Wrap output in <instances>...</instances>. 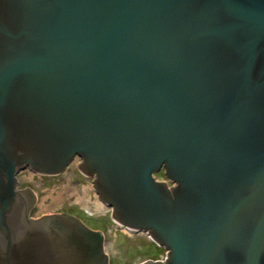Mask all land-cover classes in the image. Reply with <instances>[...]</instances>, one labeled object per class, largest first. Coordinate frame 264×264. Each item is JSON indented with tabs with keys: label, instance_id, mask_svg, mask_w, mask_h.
Listing matches in <instances>:
<instances>
[{
	"label": "water",
	"instance_id": "obj_1",
	"mask_svg": "<svg viewBox=\"0 0 264 264\" xmlns=\"http://www.w3.org/2000/svg\"><path fill=\"white\" fill-rule=\"evenodd\" d=\"M76 158L142 264H264V0H0V264H110L17 188Z\"/></svg>",
	"mask_w": 264,
	"mask_h": 264
},
{
	"label": "rangeland",
	"instance_id": "obj_2",
	"mask_svg": "<svg viewBox=\"0 0 264 264\" xmlns=\"http://www.w3.org/2000/svg\"><path fill=\"white\" fill-rule=\"evenodd\" d=\"M79 164L80 160L75 159L58 176H41L29 170L17 176L18 190L29 188L36 197L30 217L40 219L62 213L86 220L89 230L102 234L104 253L110 264H142L164 255L166 250L157 247L147 234L122 229L113 222L111 210L93 190V179L81 174ZM154 178L158 182L167 181L163 173ZM167 185L172 187L171 183Z\"/></svg>",
	"mask_w": 264,
	"mask_h": 264
},
{
	"label": "built area",
	"instance_id": "obj_3",
	"mask_svg": "<svg viewBox=\"0 0 264 264\" xmlns=\"http://www.w3.org/2000/svg\"><path fill=\"white\" fill-rule=\"evenodd\" d=\"M163 182H165V183H167V184H170V182H168V181H163ZM114 222V221H113ZM115 224H117L116 222H114ZM119 225V224H118ZM120 226V225H119ZM120 228H121V226H120ZM122 229H125V228H123L122 227ZM126 230V229H125ZM167 259V251L164 253V255H161L160 257H159V259H157V260H155V261H160V262H165V260Z\"/></svg>",
	"mask_w": 264,
	"mask_h": 264
},
{
	"label": "flooded vegetation",
	"instance_id": "obj_4",
	"mask_svg": "<svg viewBox=\"0 0 264 264\" xmlns=\"http://www.w3.org/2000/svg\"><path fill=\"white\" fill-rule=\"evenodd\" d=\"M76 159H78V158H76ZM79 160V159H78ZM159 173H163V171H160ZM164 175V174H163Z\"/></svg>",
	"mask_w": 264,
	"mask_h": 264
}]
</instances>
